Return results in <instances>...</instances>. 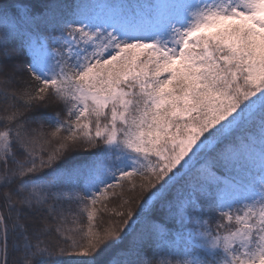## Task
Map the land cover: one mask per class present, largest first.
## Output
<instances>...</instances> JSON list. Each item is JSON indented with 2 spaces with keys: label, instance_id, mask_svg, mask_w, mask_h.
<instances>
[{
  "label": "snow or ice",
  "instance_id": "obj_1",
  "mask_svg": "<svg viewBox=\"0 0 264 264\" xmlns=\"http://www.w3.org/2000/svg\"><path fill=\"white\" fill-rule=\"evenodd\" d=\"M0 264H264V0H0Z\"/></svg>",
  "mask_w": 264,
  "mask_h": 264
},
{
  "label": "trees",
  "instance_id": "obj_2",
  "mask_svg": "<svg viewBox=\"0 0 264 264\" xmlns=\"http://www.w3.org/2000/svg\"><path fill=\"white\" fill-rule=\"evenodd\" d=\"M7 2H12V0H7ZM112 2H113V0H86V3L91 6V9L92 10H96V9L101 8L104 5L110 4ZM125 2H129V0H125ZM130 2L136 3V0H130ZM84 158H87V153H82L81 154V159H84ZM128 187L129 186L125 185V188H124V191H123V197L125 199L131 200L132 203H131L130 206L131 207L132 206L134 207L135 205L138 204L137 197L139 196V190L137 189L136 191H129L128 190ZM118 192H119V190H118ZM107 203H108V206H109L108 207L109 210L110 209H113V208L119 209L122 201H121L120 196L117 195L116 197H113L112 199H110ZM125 207H127V206H125ZM110 221H116V222H118V218H116L115 216H113L112 213H110V214L109 213H100L98 215V218L95 221V223L97 225H101L102 224L104 226H107V224ZM67 227L68 228H75V229H77V232L75 233V235L77 236V238H79V236H80V229H86V227H87V215H86V213L85 214H82L75 223H73L69 219V222L67 224ZM165 258L171 259V257H165Z\"/></svg>",
  "mask_w": 264,
  "mask_h": 264
},
{
  "label": "rangeland",
  "instance_id": "obj_3",
  "mask_svg": "<svg viewBox=\"0 0 264 264\" xmlns=\"http://www.w3.org/2000/svg\"><path fill=\"white\" fill-rule=\"evenodd\" d=\"M110 205V204H109ZM137 205H135L134 207L132 206V208L134 209ZM109 207V206H108ZM120 208V207H119ZM113 210H119V209H116V208H113V209H110L107 213H112ZM70 220L72 221V219L70 218Z\"/></svg>",
  "mask_w": 264,
  "mask_h": 264
}]
</instances>
